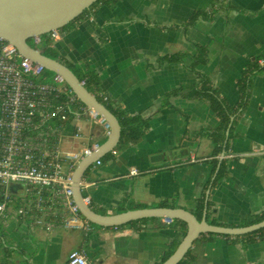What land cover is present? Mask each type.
I'll list each match as a JSON object with an SVG mask.
<instances>
[{
	"label": "crops",
	"instance_id": "crops-1",
	"mask_svg": "<svg viewBox=\"0 0 264 264\" xmlns=\"http://www.w3.org/2000/svg\"><path fill=\"white\" fill-rule=\"evenodd\" d=\"M54 48L63 64L98 74L100 99L128 115L150 118L140 143L88 169L95 213L110 216L170 203L227 228L245 227L264 213V69L252 76L249 105L224 150L216 152L212 132L221 122L209 102L182 96L172 97L168 105L166 101L167 94L194 86L199 73L229 103L239 102V80L264 53V0H118L99 5L59 34ZM201 48L207 59L195 65ZM180 55L178 62H161ZM45 129L56 134L65 151L108 139L85 113ZM184 149L195 151L200 162L184 167ZM221 162L227 175L214 184ZM131 169L142 174L131 177ZM24 189L15 183L9 194L20 201ZM138 221L119 227L91 223L88 232L56 224L49 232L12 215L0 223V239L13 253L14 264H68L69 254L80 249L86 250L89 264H157L185 237L180 222ZM191 253L190 264H264V238L251 243L245 235L203 234Z\"/></svg>",
	"mask_w": 264,
	"mask_h": 264
},
{
	"label": "built area",
	"instance_id": "built-area-1",
	"mask_svg": "<svg viewBox=\"0 0 264 264\" xmlns=\"http://www.w3.org/2000/svg\"><path fill=\"white\" fill-rule=\"evenodd\" d=\"M50 35L54 41L59 38L57 30ZM33 39L35 44L40 43V37ZM259 65L264 66V60ZM45 70L0 38V187L6 190L2 194L5 201H0V223L14 215L44 226L49 232L56 224L64 230L88 232L92 225L76 201L74 172L100 144L65 151L56 134L45 127L63 109V103L79 106L81 113L99 124L106 135L110 133V124L87 108L60 76L56 75L51 84L43 81ZM75 137L79 138L80 134L76 133ZM182 153L184 167L200 162L195 151L184 149ZM95 165H101V161ZM139 174L142 173L138 169L129 172L131 177ZM15 183L25 187L19 202H14L16 197L7 192L8 186ZM80 185L83 203L90 206L89 190L94 183L87 179V172ZM160 222L164 226L174 225L177 219L162 218ZM67 263L89 264L86 250L72 251Z\"/></svg>",
	"mask_w": 264,
	"mask_h": 264
},
{
	"label": "water",
	"instance_id": "water-1",
	"mask_svg": "<svg viewBox=\"0 0 264 264\" xmlns=\"http://www.w3.org/2000/svg\"><path fill=\"white\" fill-rule=\"evenodd\" d=\"M98 0H0V38L13 45L18 52L46 70L60 76L73 90L83 104L99 113L110 124L108 139L90 156L85 157L74 172V191L82 215L92 224L102 227H119L146 218H175L187 223L186 236L174 254L163 264H179L191 249L195 241L203 234L242 236L264 229V221L239 228L212 226L205 219L201 222L191 214L178 209L150 208L127 211L116 215H99L90 206L83 203L81 181L88 169L98 160L114 151L121 138V126L118 119L103 105L97 97L88 91L84 84L65 64L45 56L39 49L33 48L28 41L56 31L89 9Z\"/></svg>",
	"mask_w": 264,
	"mask_h": 264
},
{
	"label": "trees",
	"instance_id": "trees-1",
	"mask_svg": "<svg viewBox=\"0 0 264 264\" xmlns=\"http://www.w3.org/2000/svg\"><path fill=\"white\" fill-rule=\"evenodd\" d=\"M118 0H98L94 3L89 9L85 10L81 15L77 18L58 29V34H62L73 29L78 23H80L87 15H89L92 11H94L101 4H115ZM154 1V0H152ZM213 12H211V15ZM201 16V14H198ZM204 16V15H203ZM55 41L51 38L50 33L44 34L40 37V43L35 44L34 39H30L29 45L33 48L39 49L42 53L54 60H58L61 62L58 52L54 48ZM182 59V56H170L165 57L161 60V62H178ZM207 59V53L204 49H198L197 56L194 59V64L205 63ZM264 60V53L261 54L256 60L250 64V66L244 71L241 79L238 82V90L240 93L239 102L236 105H232L229 103L222 95L219 90L216 89L210 82V80L197 73V83L194 86H189L183 89H177L166 95L167 105L172 97L182 96L191 100H205L210 103L212 110L215 112L217 117L220 119L221 127L219 130L212 132V138L217 144V151L227 149L228 141L230 140V134L232 128L238 120L243 112L247 109L249 105V101L251 99L252 92V76L256 70L264 69V66H259L258 61ZM65 65L73 71V73L78 77L81 82H84V86L88 89L90 93L95 95L99 102L107 107V109L118 119L121 126V138L118 146L114 151L120 152L123 149L127 148L129 145H137L140 143L146 134V132L150 128V118L144 116L143 114L137 115H128L124 112L120 107L110 103L109 101H103L98 97V91L100 87V79L97 73L90 68H80L76 69L70 65ZM48 70H45L43 75V81L46 82L48 78ZM56 75V74H54ZM63 109L56 115H54L50 120L54 125H63L72 121L76 114H81L80 107L75 106L68 103H63ZM38 121V119H37ZM66 122V123H65ZM45 126V125H44ZM106 140H104L105 142ZM108 153L103 159L109 158L112 155ZM227 175V168L224 162H221L218 168V174L215 179L214 184H218L222 181V179ZM6 190L4 187H0V201H5V198L2 197V194H5ZM12 197V195H11ZM14 202H17V199L13 198ZM161 208H171L174 209L175 205L170 203H162L160 205ZM200 211L204 209L203 203L200 205ZM136 210V209H132ZM198 221H202L203 217L197 213L194 214ZM264 221V213L257 216L253 221L246 222L242 226H250L259 222ZM180 222L181 226L184 228V234L186 236L187 233V223L181 220H177V223ZM139 223V221H134L130 223L131 225H135ZM212 226H217V223H212ZM1 236V235H0ZM230 237V236H226ZM246 238H249L250 242H257L264 238V229L259 230L255 233H250L245 235ZM178 246V245H177ZM177 246L166 251L164 256L161 258V261L157 264H163L166 260H168L174 252L177 250ZM13 253L8 249L6 245H4L0 239V264H14L12 260ZM194 259V256L191 253V249L187 252L184 259L179 264H190Z\"/></svg>",
	"mask_w": 264,
	"mask_h": 264
},
{
	"label": "rangeland",
	"instance_id": "rangeland-1",
	"mask_svg": "<svg viewBox=\"0 0 264 264\" xmlns=\"http://www.w3.org/2000/svg\"><path fill=\"white\" fill-rule=\"evenodd\" d=\"M28 43H30V40L28 41ZM49 72H50V71H49ZM55 76H56V75H54L53 72L48 73V78H47V80H46V83H49V84L54 83V82H55ZM103 143H104V142H103ZM12 187H13V184H10V185L8 186V189H7V192H8V193L11 192Z\"/></svg>",
	"mask_w": 264,
	"mask_h": 264
}]
</instances>
